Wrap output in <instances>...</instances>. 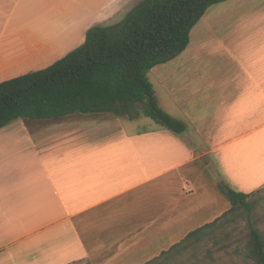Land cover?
I'll list each match as a JSON object with an SVG mask.
<instances>
[{
    "label": "crops",
    "instance_id": "crops-1",
    "mask_svg": "<svg viewBox=\"0 0 264 264\" xmlns=\"http://www.w3.org/2000/svg\"><path fill=\"white\" fill-rule=\"evenodd\" d=\"M139 1L0 0V81L49 65ZM201 19V35L193 40L191 29L174 68L155 73L183 132L131 129L124 122L141 115L110 112L0 128V264L154 259L226 210L204 168L223 171L224 148L251 136L263 146L248 179L264 183V0H226ZM216 53L219 70L192 66Z\"/></svg>",
    "mask_w": 264,
    "mask_h": 264
},
{
    "label": "trees",
    "instance_id": "trees-1",
    "mask_svg": "<svg viewBox=\"0 0 264 264\" xmlns=\"http://www.w3.org/2000/svg\"><path fill=\"white\" fill-rule=\"evenodd\" d=\"M223 1L141 0L120 21L90 27L82 42L61 58L0 81V128L16 119L110 112L130 119L141 115L169 131L183 132L185 125L159 107L147 74L181 54L205 11ZM136 103L141 108H135ZM217 188L229 208L144 264H167L216 231L235 229L239 220H244L246 229L239 245L246 264H264V230L257 226L255 215L264 210V186L243 192L218 182ZM212 240L220 249L230 247L228 240L221 244V239Z\"/></svg>",
    "mask_w": 264,
    "mask_h": 264
},
{
    "label": "rangeland",
    "instance_id": "rangeland-1",
    "mask_svg": "<svg viewBox=\"0 0 264 264\" xmlns=\"http://www.w3.org/2000/svg\"><path fill=\"white\" fill-rule=\"evenodd\" d=\"M202 27H203V20L201 19L200 22H198L194 26L195 29L192 33L193 40H195L198 35H201ZM220 63H222V60H220L219 53H216L214 56L203 54V56L193 60L192 66L201 69H211L217 71L220 69ZM173 68H174V59L164 64H159L154 66L147 74L148 79L153 86L154 95L158 105L171 117L174 116V101L171 99L170 95L168 94L167 87L165 86V84L160 82L159 78L155 75V73L157 70L159 71L165 69L169 70ZM216 89L217 86L215 85L213 87V90L211 89L208 93L214 95ZM141 106H142L141 103L135 104V108L137 109L141 108ZM209 109H205V113H207ZM124 123L128 125L131 129L135 126L146 124L156 130L158 129L167 130L166 128L153 122L150 118L144 116H140V118H138L137 120L126 121ZM262 146H263L262 140L254 136L243 139L232 145H227L222 153V157L225 161L224 164L225 167L224 169H222L223 171L220 172L218 167L215 166L213 167L212 165H210L207 168L205 166L204 168L208 170L207 173L209 174L211 179L214 180V184H213L214 187L218 189L217 183L224 182L229 184L234 190L243 191V192H245L246 190L247 192H250L254 189H257L258 187L264 186V183L254 188L252 186L255 185H251V184H258L262 178L260 179L258 178L256 180L248 179L249 176H252V173L250 172L251 170L250 160L253 158V154L255 152L259 153L261 151ZM219 153L220 151L216 152V155L218 156ZM247 181L250 182L248 185H246ZM185 183H190V182H185ZM244 183L245 186L243 185ZM194 192H195V188H194ZM214 193L216 192L213 191L212 189L211 197H213ZM221 197H222L221 199L224 200L226 203V210H227L229 208L228 200L223 195ZM213 210L214 207L212 206L211 211ZM255 213H256L255 215H258L259 217L256 218V222L258 224L257 226L260 229L264 230V210L258 209L256 210ZM225 232L229 233L228 237L225 238V236L223 235L224 238H222L221 235L224 234ZM245 233H246V229H245L244 220H239L235 229L228 226L225 227L222 231L221 230L216 231L215 234L211 235V237L205 240V242L201 243L197 247L185 250L179 256H176L173 261H169V263L167 264H246L243 257L242 247L239 246L244 241L243 238L245 236ZM212 238L221 239L220 244L222 243V241L225 242V240H228L229 241L228 245L230 247L226 249H220L219 244H213ZM72 264H94V263H92L89 260H83Z\"/></svg>",
    "mask_w": 264,
    "mask_h": 264
},
{
    "label": "built area",
    "instance_id": "built-area-1",
    "mask_svg": "<svg viewBox=\"0 0 264 264\" xmlns=\"http://www.w3.org/2000/svg\"><path fill=\"white\" fill-rule=\"evenodd\" d=\"M182 192L191 195L194 193V186L190 183H184L182 185Z\"/></svg>",
    "mask_w": 264,
    "mask_h": 264
}]
</instances>
